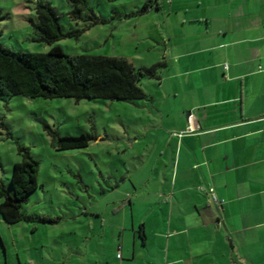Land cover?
<instances>
[{
	"label": "crops",
	"instance_id": "0c3cea01",
	"mask_svg": "<svg viewBox=\"0 0 264 264\" xmlns=\"http://www.w3.org/2000/svg\"><path fill=\"white\" fill-rule=\"evenodd\" d=\"M166 3L148 12L164 9L168 31L162 93L147 100L156 159L128 198L86 208L68 263L264 264V0Z\"/></svg>",
	"mask_w": 264,
	"mask_h": 264
},
{
	"label": "rangeland",
	"instance_id": "374dc122",
	"mask_svg": "<svg viewBox=\"0 0 264 264\" xmlns=\"http://www.w3.org/2000/svg\"><path fill=\"white\" fill-rule=\"evenodd\" d=\"M87 1L96 17L84 11L74 19L69 0H0V45L32 53H47L60 45L68 55L127 58L138 68L169 59L166 0H160L165 11L147 14L140 11L151 0ZM39 3L55 7L63 32L72 35L55 44L40 41L34 27ZM158 83L148 77L139 81L155 96L162 93ZM148 107L147 100L0 97V183L13 192L11 178L15 163L22 161L20 148L29 149L40 164V188L22 204V212L35 219L10 224L0 213V264H69L72 249L81 252L76 245L89 233L86 208L103 213L111 198H128L134 183L149 176V162L157 154L149 146L151 135L162 123ZM47 127L63 136L86 133L94 139L87 148L58 151ZM114 192L100 200L102 193ZM95 228L90 237L102 241L98 224ZM105 241L115 244L117 237Z\"/></svg>",
	"mask_w": 264,
	"mask_h": 264
},
{
	"label": "trees",
	"instance_id": "16d2710c",
	"mask_svg": "<svg viewBox=\"0 0 264 264\" xmlns=\"http://www.w3.org/2000/svg\"><path fill=\"white\" fill-rule=\"evenodd\" d=\"M69 1L74 7L71 11L74 19H79L84 11L93 14L87 0ZM153 3V0L146 2L140 13H148ZM36 16L38 21L34 27L40 41L55 44L72 35L63 32L59 12L50 3H39ZM162 66L164 64L158 63L149 68H138L127 58L72 56L60 45L53 46L47 53L17 52L0 45V97L148 100L149 95L140 87L139 81L142 77L160 79ZM47 129L58 151L84 149L94 139L86 133L63 136L51 127ZM20 153L22 161L15 163L11 178L13 192L0 183V213L10 224L35 219L22 212V204L40 188L39 162L29 149L20 148ZM40 220L54 222L47 218Z\"/></svg>",
	"mask_w": 264,
	"mask_h": 264
},
{
	"label": "built area",
	"instance_id": "2783aa9c",
	"mask_svg": "<svg viewBox=\"0 0 264 264\" xmlns=\"http://www.w3.org/2000/svg\"><path fill=\"white\" fill-rule=\"evenodd\" d=\"M210 192H211V194H212L213 201L219 206L220 204H219V202H218L216 196L213 194V191L210 190ZM118 258H122V254H121L120 252H119V254H118Z\"/></svg>",
	"mask_w": 264,
	"mask_h": 264
}]
</instances>
